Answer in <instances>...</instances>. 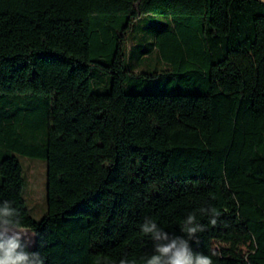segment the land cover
Masks as SVG:
<instances>
[{"label":"trees","instance_id":"1","mask_svg":"<svg viewBox=\"0 0 264 264\" xmlns=\"http://www.w3.org/2000/svg\"><path fill=\"white\" fill-rule=\"evenodd\" d=\"M149 14L166 21L151 46L168 68L136 73L128 34ZM21 95L32 99L18 108ZM39 128L45 140H26ZM13 154L46 163L37 222ZM5 200L44 264H144L145 217L187 238L189 213L204 228L194 253L264 264V2L0 0Z\"/></svg>","mask_w":264,"mask_h":264},{"label":"clouds","instance_id":"2","mask_svg":"<svg viewBox=\"0 0 264 264\" xmlns=\"http://www.w3.org/2000/svg\"><path fill=\"white\" fill-rule=\"evenodd\" d=\"M210 211L213 218L210 224L217 223L215 209ZM23 217L19 208L11 201L0 202V264H44L39 252H30L28 247L33 242L31 235L22 223ZM203 225L196 222L194 213H189L181 231L183 236H171L157 222L145 217L140 231L151 238L154 252L144 257V264H213L212 257L203 253H194L189 241L203 231ZM213 255H217L213 252ZM119 264H129L125 257Z\"/></svg>","mask_w":264,"mask_h":264},{"label":"rangeland","instance_id":"3","mask_svg":"<svg viewBox=\"0 0 264 264\" xmlns=\"http://www.w3.org/2000/svg\"><path fill=\"white\" fill-rule=\"evenodd\" d=\"M165 19L158 14H149L136 21L128 34L126 44V56L130 69L133 72L140 73H153L165 70L168 68V64L159 61L158 52L155 48H152L151 44H154V33L159 29L158 25L165 23ZM147 53V60L141 61L142 53ZM109 77L106 76V79ZM107 90L100 86L97 91L99 94H105ZM27 98H31L28 95H21L17 102L18 108H23L28 105ZM43 110L44 107H43ZM36 112H42L41 109H36ZM45 129L39 128L33 130V132L26 133V140H45ZM22 168V179L25 182V187L22 191L21 197L24 201L25 207L28 211L30 218L34 221H39L46 213V163L41 159H33L25 157L19 154H13ZM32 234L28 229H26ZM32 243L29 248H32L35 244V237L31 235ZM218 247H221L218 245ZM222 248L226 246L222 245Z\"/></svg>","mask_w":264,"mask_h":264},{"label":"crops","instance_id":"4","mask_svg":"<svg viewBox=\"0 0 264 264\" xmlns=\"http://www.w3.org/2000/svg\"><path fill=\"white\" fill-rule=\"evenodd\" d=\"M260 1L264 2V0H260Z\"/></svg>","mask_w":264,"mask_h":264}]
</instances>
